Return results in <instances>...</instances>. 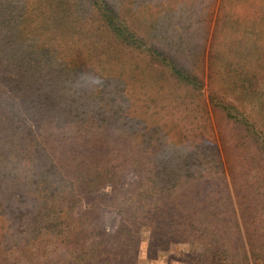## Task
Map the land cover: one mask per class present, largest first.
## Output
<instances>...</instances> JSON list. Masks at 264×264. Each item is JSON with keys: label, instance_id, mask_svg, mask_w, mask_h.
I'll use <instances>...</instances> for the list:
<instances>
[{"label": "rangeland", "instance_id": "rangeland-1", "mask_svg": "<svg viewBox=\"0 0 264 264\" xmlns=\"http://www.w3.org/2000/svg\"><path fill=\"white\" fill-rule=\"evenodd\" d=\"M111 2L127 24L145 37L151 50L165 52L170 61L197 76L202 88L198 91L178 87L172 77H167L170 74L167 67L157 64L150 69V59L144 52L132 56L128 49H122L126 55L123 61L119 57L120 61L111 62L105 71H111L115 65L119 72L139 67L137 102L133 105L127 91L130 86L126 87L125 95L120 94L121 82L110 74L107 90L97 99L104 102L98 104L108 103L107 107L122 111L120 114L127 119L139 116L136 123L149 132L144 135L142 131L141 135L152 138L150 142L154 141L161 152L169 151L178 157L188 148L191 160H198L201 165L190 168L191 171L182 168L186 175L180 174L175 179L184 182L187 176L207 175L201 185L203 194L211 195L212 200L204 207L206 212L213 207L212 216L217 219L208 220L209 227L203 221L205 225L201 224L198 229L195 223L181 219L188 232L176 237L171 245L161 244L157 237L151 239V233L144 228L133 237L134 245L138 241L134 252L129 246L119 248L128 232L119 238H109L117 234L121 224L118 211L127 213L131 208L128 203L122 204L133 188L129 171L122 183L114 184V196L111 195L113 185L106 181L108 178H99L90 185L86 178L80 180L84 189L63 201L62 206L59 203L64 194L52 200L54 190L63 186L64 180L59 171H46L43 167L61 148L60 137H48L51 132H57L54 127L61 121L60 116L64 122H69L65 121L66 111L62 112V108L97 107L91 97L96 78L89 72L79 76L81 68L72 71L78 66L85 68L87 64H91L94 73L100 71L109 58L106 50L111 51L113 46H110L108 33L100 32L99 15L91 3L70 0L72 8L68 15L71 17H67L66 33L49 43L56 61L53 71L43 75L49 80L56 79L58 84L64 79L62 88H56L54 102L44 106V98L51 96L44 91L41 103L37 100L34 104L32 82L27 74V68L32 66L28 62L27 44L44 40L48 34L39 35L31 28L27 37L24 20L32 0H0V264L223 263V254L212 257L203 252L213 235L235 240L232 246L225 245L227 240L220 242L224 247H218L224 253L239 250V243L243 242L250 260L248 264H255L248 243L264 250V50H259L258 54L249 51L251 56L237 59L238 66L219 67L222 58L217 55L223 50V32L230 29L228 27H236L230 24L231 19L228 26H215L221 0ZM229 9L222 3V18L230 14ZM24 26L25 33L19 34ZM260 45L264 49V43L260 41ZM114 49L117 51V47ZM21 53L26 56L15 61L13 56ZM69 63L74 67L65 69L63 64ZM160 74L163 82L158 86L156 81ZM244 87L250 90L247 92ZM224 109L233 116H228ZM131 111H135L134 115H130ZM143 113L148 117L145 115L144 119ZM150 113L155 114L151 119ZM120 151L118 161L121 163L120 158L127 157V151L122 148ZM150 154L154 153L143 147L141 158L136 154L134 160L150 164ZM53 179L57 180L55 187ZM41 191L42 196H47V205L43 207L39 200ZM54 207L57 210L49 214V209L54 211ZM81 230L84 234L80 241L77 234ZM79 245L88 249L86 255L81 256V251L77 253L81 249Z\"/></svg>", "mask_w": 264, "mask_h": 264}, {"label": "trees", "instance_id": "trees-1", "mask_svg": "<svg viewBox=\"0 0 264 264\" xmlns=\"http://www.w3.org/2000/svg\"><path fill=\"white\" fill-rule=\"evenodd\" d=\"M87 1L91 3V6L98 13L99 30L100 32L106 31L108 33L110 46H113V48L111 50L112 52L106 50L109 52V58H106L107 60L104 61L103 69L100 71L94 73L91 64H87V67L83 66L85 68L81 66L75 67L72 71L74 73L81 68L79 76L83 73L86 75V72H89L92 78H96L91 97L97 107L62 108V112L66 111L64 114L66 117L65 121L69 122H64L63 117L60 116L61 121H58L54 127L55 132H57L55 134L51 132V137H48H60L62 141L60 143L61 148L59 151H55L54 158L49 159L48 165L43 167L46 171H51L52 169L59 171L64 180L63 183L65 185L63 184V186L57 187L54 190L55 195L52 197V200H58L64 194V199L61 197L62 202L59 203L62 206L64 204L63 201H68L69 197H75L78 192L80 193L84 189L82 188L83 184L80 180L83 181L86 178L88 180L87 184L89 185L99 178H108L106 181L110 182L111 186L113 185L111 195L114 196L116 191L114 184L117 181L122 183L125 180L124 175L129 171V176L130 174L132 176L131 182L133 188L125 195L122 204L128 203L131 208L127 213L123 210L118 211L121 216V224L117 234L109 236V238H119L128 232V237H126L122 245L119 244V248L129 246L135 252V245L138 244V241L134 245L133 237L139 235L146 228L151 233V239L157 237L161 240V244L170 243L171 245V243L176 241V237L188 232L184 222L195 223L198 229L201 224L202 226L205 225L203 221H206L209 227L211 222L208 220L216 221L217 219V217L214 218L212 216L214 212L213 207H210L208 212H206L204 207V205H207V202L211 204L210 201L212 200L211 195L203 194L202 190L201 184L208 178L207 175L201 176L198 174L187 176L184 182L175 179L176 177L179 178L182 174L186 175L181 170L182 168L191 171L190 168L194 166L197 168L201 163H198V160H191L192 156L188 154V148H184L178 157L177 155L174 157L169 151L161 152L154 141L150 142L152 138L147 139L141 135L142 131L144 135H149V132H146L148 128L141 127L140 124L136 123L139 116L127 119L126 116L120 114L122 111L107 107L108 103L106 105H99L98 102L104 101H98L97 99L102 97L104 90H107L105 89L108 88L106 86L107 78L111 74L116 75L113 78H116L117 82H121V84L119 83L120 94L125 95L126 87L130 86L127 88V91L130 93L133 105L137 102L136 90L139 82V67H134L128 72L121 69L119 72L118 67L115 65L111 67V71H105L110 67V63L119 59V57L123 61L126 55L121 51L122 49H128V52L132 56H134L133 53L141 55V52H144L150 59V69L151 67L156 68L157 64L167 67L170 73L167 77H172L178 87L181 85L188 89L200 91L202 83L199 82L197 76L183 69V66L180 67L177 62L175 64V62L170 61L165 52L151 50L145 43V37L137 29L127 24L120 14V11L118 13L115 7L112 6L111 0ZM222 3L224 7L228 5L230 8V14H227L228 17L226 14L224 18L221 16ZM10 8L12 9V7ZM71 8L70 0H32V6H27V17H25L27 19L24 20L27 22V37L30 36L29 30L31 28L33 32H39V35L48 34L44 40H34L31 45L27 44L29 48L27 55L30 54L28 62L32 65L27 68L29 71L27 74H30L28 79L32 82V98L34 99V104H36L37 100L40 101L42 93L45 91L47 95H51L50 97L46 96L44 98L45 101L43 100L44 106H47L49 103L55 101L53 99L55 98L54 93L56 92V88L59 90L62 88L60 86L64 79L58 81V84L56 79L51 78L49 80L43 75H49V72L53 71L52 66L56 61L53 60L51 55L52 45L49 43L50 41H57L58 36L66 33L65 25L68 20L67 17L70 16L68 12ZM230 19V24L233 26L236 25V27H228L230 29L223 32V41L221 42L223 50L217 55L222 58L221 66L219 67L227 69L231 65L238 66L237 59L251 56L252 53H249V51L258 54L259 50H264L260 45V41L264 43V0H221L218 15L215 19V26L218 27L220 24L221 26H228ZM22 23L24 24V22ZM25 30L26 26L18 33L23 34ZM114 46L117 47V51H115ZM23 56H26V54L21 53L13 57L15 59ZM63 67L69 69L74 66L69 63V65L63 64ZM107 74L108 76H105ZM161 78L162 74L157 77L158 80L156 82L158 86L163 82ZM244 88L247 92L250 90V87ZM224 110L228 112L227 109ZM131 112L130 115H134L135 111ZM125 113L127 112L125 111ZM143 114L145 119L147 114ZM154 116L155 114L150 113L149 119ZM228 116L232 117L233 115L228 112ZM238 120L240 123L242 122L241 119ZM51 129L53 131V128ZM66 142L69 143L65 146ZM143 147L151 153H154L150 154V164L141 163L140 159L137 160V158L134 160L136 154L141 158V148ZM120 148L127 151V157L120 158L122 160L121 163L118 161V157L121 155ZM132 165H134L133 168H131ZM68 166H72V168L69 169ZM116 171H118V174ZM52 182L55 187L57 180L53 179ZM77 182H79V185ZM66 185L68 186V190H66ZM39 194L42 197L39 199L41 200L40 205L43 207L47 205V196H42L43 191ZM55 210H57V207H54V211L49 209V214H53ZM210 210L213 211L210 212ZM47 217L50 218L51 215ZM196 217L200 220L196 219ZM181 219L184 222H181ZM216 227L218 226L216 225ZM236 227L239 230L237 225ZM203 230V233H205V229ZM83 234V230L77 234L80 241ZM181 238L184 237L182 236ZM210 239L211 241L206 242V245L209 246L204 248L203 252L212 257L223 254L225 260L223 263L218 264H248L250 262L246 246L243 242L239 243V250H233L232 252L226 251L224 253L221 252L219 247H224V245H220V242L223 243V241L227 240V236L218 237L213 235ZM234 243L235 240L232 238V240H227L225 245L232 246ZM79 246L81 249L77 250V253L81 251V256L86 255L85 252L88 249L82 245ZM248 246L251 248L250 253H253V259H256L255 264H264V250H259L256 244L248 243ZM157 248H160V246H157ZM157 250L159 251L161 249ZM111 256L114 257V253Z\"/></svg>", "mask_w": 264, "mask_h": 264}]
</instances>
